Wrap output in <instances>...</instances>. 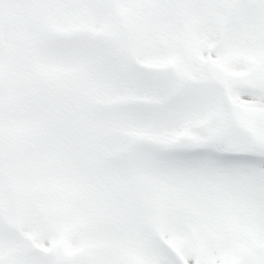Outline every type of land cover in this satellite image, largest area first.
I'll list each match as a JSON object with an SVG mask.
<instances>
[{
	"label": "snow or ice",
	"instance_id": "snow-or-ice-1",
	"mask_svg": "<svg viewBox=\"0 0 264 264\" xmlns=\"http://www.w3.org/2000/svg\"><path fill=\"white\" fill-rule=\"evenodd\" d=\"M0 264H264V0H0Z\"/></svg>",
	"mask_w": 264,
	"mask_h": 264
}]
</instances>
